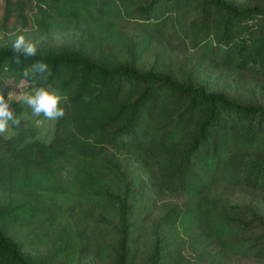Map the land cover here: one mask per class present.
<instances>
[{
  "label": "trees",
  "instance_id": "trees-1",
  "mask_svg": "<svg viewBox=\"0 0 264 264\" xmlns=\"http://www.w3.org/2000/svg\"><path fill=\"white\" fill-rule=\"evenodd\" d=\"M62 33L77 43L54 44ZM17 35L36 46L19 64ZM163 35L211 71L264 80V0H0V72L50 86L65 110L48 141L36 138L0 73L20 120L0 135V264H48L25 254L23 240L50 242L49 264H131L138 183L147 197L182 199L163 212L147 264L264 263V102L211 90L193 72L142 68ZM37 60L46 81L23 77ZM116 152L134 154L140 182ZM239 192L259 208L219 195Z\"/></svg>",
  "mask_w": 264,
  "mask_h": 264
},
{
  "label": "rangeland",
  "instance_id": "rangeland-1",
  "mask_svg": "<svg viewBox=\"0 0 264 264\" xmlns=\"http://www.w3.org/2000/svg\"><path fill=\"white\" fill-rule=\"evenodd\" d=\"M126 30L131 33L135 30V26H127ZM54 44L72 47L77 43L78 36L73 33H62L53 37ZM142 68H151L155 70H167L176 76L184 77L189 73H195L197 79L211 90H221L234 94L239 98H250L264 102V80L248 74L245 71L235 70L231 68H221L211 71L207 67L200 64L198 55L195 51L185 43L173 40L169 36L163 35L158 41L154 42L150 49L145 53L140 61ZM199 66V68H196ZM197 72V73H196ZM1 76L5 81L16 84L18 90L7 94V98L19 102L23 109L22 118H25L31 126L35 128L36 138L48 141L53 131V121L47 120L43 116L36 117L32 114L31 109L22 103L20 96L25 92H32L36 87L29 84L24 79L19 78L16 74L2 70ZM14 132L10 131L5 136H10ZM117 158L123 159V167L134 183H138L140 173V163L137 161L133 153L116 152ZM139 183L136 190L143 196L140 197L143 202L136 204L133 208L130 220L133 221L132 236L135 237V245L132 247L131 264H147L148 257L151 254L152 246L156 237L162 236L165 229L160 225V218L165 209L174 203L182 202V199L173 194L153 195L147 197L142 195L144 191H139ZM222 200L237 203H253L259 208L258 203L248 193L239 192L229 197L219 193ZM264 213V212H263ZM23 252L34 258L40 259L43 263L48 262V249L50 242L37 246H30L23 240ZM185 260L192 256L185 253ZM89 264H98L90 257L85 259ZM184 260V261H185ZM186 262V261H185ZM229 264H264L256 260L233 259Z\"/></svg>",
  "mask_w": 264,
  "mask_h": 264
},
{
  "label": "clouds",
  "instance_id": "clouds-1",
  "mask_svg": "<svg viewBox=\"0 0 264 264\" xmlns=\"http://www.w3.org/2000/svg\"><path fill=\"white\" fill-rule=\"evenodd\" d=\"M13 51L16 53L14 62L20 63V56L32 57L36 55V46L27 41L24 35H17L13 43ZM48 72V65L42 60H37L30 67L23 69L25 79H35L39 76L43 81L47 80L44 75ZM20 99L27 105L32 114L36 117L43 116L47 120H58L64 117L65 110L60 107L61 95L50 86L41 84L35 87L32 92L22 93ZM20 120L16 118L13 110L10 108L8 100L4 95H0V135L10 131V125L18 127Z\"/></svg>",
  "mask_w": 264,
  "mask_h": 264
}]
</instances>
